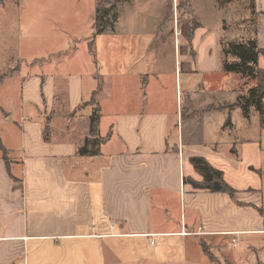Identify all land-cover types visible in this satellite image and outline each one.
<instances>
[{
    "label": "crops",
    "instance_id": "0c3cea01",
    "mask_svg": "<svg viewBox=\"0 0 264 264\" xmlns=\"http://www.w3.org/2000/svg\"><path fill=\"white\" fill-rule=\"evenodd\" d=\"M254 2L257 46L264 50V0ZM91 31L90 37L93 23ZM69 37L67 52L40 47L38 61L19 54L15 69L0 80V87L11 83L18 89L19 107L9 94L0 104V264H166L165 246L171 245L179 247L177 264H223L222 258L225 264L235 244L242 247L238 254L232 250V263L264 264V130L235 118L230 131L220 122L214 127L211 113H235L237 119L241 113L229 106L240 78L221 71L220 47L217 82L212 71L201 69L205 83L184 88V116L180 109L174 114L150 107L148 94L129 99L108 119L106 134L99 131L108 152L100 148V155L84 157L76 149L88 135L89 114L74 112L94 82L85 88L82 72L66 67L87 65L75 61L83 48L76 36ZM258 61L264 67V56ZM184 63V72L191 73V63ZM204 91L220 100L210 102ZM17 130L19 147L7 136ZM193 156L222 172L232 196L183 182L202 179L189 161ZM122 241L142 255L123 257Z\"/></svg>",
    "mask_w": 264,
    "mask_h": 264
},
{
    "label": "rangeland",
    "instance_id": "374dc122",
    "mask_svg": "<svg viewBox=\"0 0 264 264\" xmlns=\"http://www.w3.org/2000/svg\"><path fill=\"white\" fill-rule=\"evenodd\" d=\"M236 1L239 2V0ZM240 3V6L235 3L230 7L219 8L221 6L218 7L214 0H125L120 6L118 5L120 15L114 30L105 36L96 35L93 38L90 34L91 25L94 23L96 0H5L0 3L6 7L4 10L0 8V75L15 69L17 64L15 60L19 58V54L20 56L30 55L38 61L37 55L40 47L45 52L52 50L67 52L72 45V39L69 36L74 35L80 41L77 45L79 49L83 48V53L85 51L82 56L76 57L75 61L83 60L84 62L85 60L87 65L84 67L79 62L76 65L68 62L66 67L71 71L82 72L85 88L92 80L94 82L90 97L74 113L88 111L90 115L91 109L97 102L101 112L98 124L101 134H106L108 128L106 123L108 119H112L114 111L125 109V104L129 99L135 100L139 97L142 100L143 94H148L150 107H155L156 110L165 109L174 114L177 109H180L181 115L184 116L185 110L182 106L180 108V103L183 104L184 100V88L187 86V88L197 89L198 84L201 85L206 81L202 78V71L213 72L217 69L218 37L223 33L221 32V21L225 19L226 23H229L231 18L236 19V15L233 16L232 12L241 8ZM42 7L45 10H41ZM41 12L48 13L51 20L40 19ZM197 26L209 30L201 28L190 42L189 32ZM229 34L226 35H237L238 32L231 26ZM41 37L43 42L40 41ZM186 40L191 43L190 47L189 45L186 47L188 54H185L182 49L187 44ZM82 43H85L84 47H81ZM35 60L32 59L29 62L34 63ZM187 61L191 63L192 72L186 74L184 62ZM219 64L221 65L220 60ZM210 76H212L213 84L217 82L218 76L216 77L215 72ZM145 78L149 83L142 86L141 82ZM13 86L10 83L9 87L7 84L0 87V104L7 101L9 94L14 101L12 106L17 108L18 89ZM237 87L239 90L236 91L239 93L246 89L241 78L237 81ZM201 93L206 97L208 91ZM32 96L35 97L34 93ZM206 98L212 103L220 100L219 95L218 99L217 95ZM2 109L0 107V115L3 114ZM249 113L248 123L251 124L252 129L257 126L259 131V115L253 107ZM211 115L215 119L214 127L219 128L220 122L221 128L227 131L234 128L233 118L236 122H242L245 119L242 112L239 119L235 113L218 112L211 113ZM247 127H249L248 124ZM243 128H245L244 124ZM1 133L2 130L0 137L4 136V133ZM15 134L18 139L20 134L18 130L9 131L7 136L19 147L20 143L15 138ZM100 148L102 153L108 152V146L101 147L100 145ZM140 244L146 249L144 242ZM121 245L123 257L126 259H131L136 254L141 256L143 253L136 251L135 247L133 248L127 242L122 241ZM174 245L177 243L174 242ZM241 247L240 244L231 246L227 253V260L231 263L227 261L225 264H235L232 263L236 261L233 258L240 252ZM237 249L239 251L233 255L232 250ZM153 250L160 252V247H154ZM178 253L179 247L165 246L166 264H177L176 261L178 262L180 258L177 257ZM170 259L171 262L168 261ZM220 260L224 264L223 258ZM207 261H204V264H211ZM159 262L161 264L162 260ZM155 263L158 262H144V264ZM133 264H136L135 260Z\"/></svg>",
    "mask_w": 264,
    "mask_h": 264
},
{
    "label": "trees",
    "instance_id": "16d2710c",
    "mask_svg": "<svg viewBox=\"0 0 264 264\" xmlns=\"http://www.w3.org/2000/svg\"><path fill=\"white\" fill-rule=\"evenodd\" d=\"M2 1V0H0ZM125 0H96V8L93 15V38L96 35L109 34L114 30L115 23L120 15V6ZM219 8L241 2V8L232 12L235 18H231L229 23L225 19L221 21V35L218 37V47H220L221 70L226 74H235L243 80L244 91L237 94L230 107H238L245 120L250 118V109L253 107L259 115L260 129L264 130V67L259 66L258 58L264 56V50L257 46L256 40V18L254 0H214ZM244 5V6H243ZM240 6V5H239ZM238 32L237 35L229 36V28ZM195 27L189 33V40L194 38ZM225 33V35H224ZM229 34V35H226ZM190 42L188 45L190 47ZM7 75V72L0 75V80ZM101 112L95 102L88 118V135L83 139V144L76 149L78 156H98L100 155V145L103 142L99 133V120ZM3 153L5 151L2 149ZM230 152L235 153L234 150ZM190 163L202 176L200 182L192 179H183L184 183H191L195 188L210 190L213 192H226L232 196L233 189L223 180L222 172L211 167L209 163L201 157L193 156ZM203 252L212 260L214 258L203 246Z\"/></svg>",
    "mask_w": 264,
    "mask_h": 264
}]
</instances>
